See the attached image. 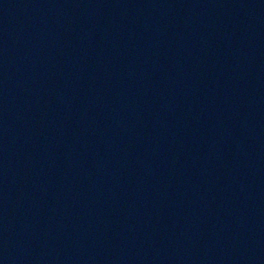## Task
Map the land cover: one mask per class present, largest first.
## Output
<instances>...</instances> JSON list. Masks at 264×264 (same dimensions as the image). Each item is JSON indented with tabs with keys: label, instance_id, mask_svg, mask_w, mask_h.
I'll list each match as a JSON object with an SVG mask.
<instances>
[{
	"label": "water",
	"instance_id": "1",
	"mask_svg": "<svg viewBox=\"0 0 264 264\" xmlns=\"http://www.w3.org/2000/svg\"><path fill=\"white\" fill-rule=\"evenodd\" d=\"M0 264H264V0H0Z\"/></svg>",
	"mask_w": 264,
	"mask_h": 264
}]
</instances>
